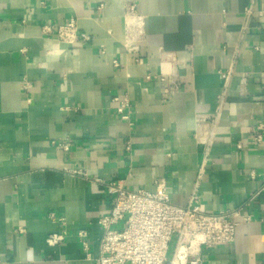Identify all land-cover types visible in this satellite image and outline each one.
I'll list each match as a JSON object with an SVG mask.
<instances>
[{"label": "crops", "instance_id": "0c3cea01", "mask_svg": "<svg viewBox=\"0 0 264 264\" xmlns=\"http://www.w3.org/2000/svg\"><path fill=\"white\" fill-rule=\"evenodd\" d=\"M70 19L87 42L42 30ZM202 164L201 209L250 218L231 245L202 247L203 264H264V0H0V264H92L77 233L96 256L111 204L95 179L154 191L164 178L185 205ZM50 211L67 230L55 246Z\"/></svg>", "mask_w": 264, "mask_h": 264}, {"label": "built area", "instance_id": "2783aa9c", "mask_svg": "<svg viewBox=\"0 0 264 264\" xmlns=\"http://www.w3.org/2000/svg\"><path fill=\"white\" fill-rule=\"evenodd\" d=\"M251 5L244 8L248 19L254 14ZM134 14L135 5L130 3L126 8V15L128 17ZM42 30L53 32L58 43L72 45L90 39L86 33L79 31L73 19L65 24L45 25ZM230 73V69L220 71L224 86ZM25 84L26 82L23 83L24 88ZM111 101L117 104L115 110L119 117L129 121V111L125 112L130 108L127 98L115 96ZM219 112L218 106L213 117L214 124ZM212 138L213 130L206 139L196 138L204 145L203 163L207 159ZM262 139L261 133L255 135L257 143ZM237 147L239 148L240 144H237ZM202 168L203 164L185 205L171 202L164 178L154 181V191L143 188L132 190L120 180L95 179L104 186L111 204L108 211L97 220L102 233L96 256H91L88 251L86 232L80 230L77 233L86 257L92 264H203L202 247L231 245L234 242L236 227L250 218L241 216L237 209L213 213L201 209L198 180ZM250 176L254 178L255 174L250 172ZM256 194H264V175ZM48 218L61 226L59 232L50 233L45 240L48 246H55L63 242L67 235L65 218L53 211L48 212Z\"/></svg>", "mask_w": 264, "mask_h": 264}]
</instances>
